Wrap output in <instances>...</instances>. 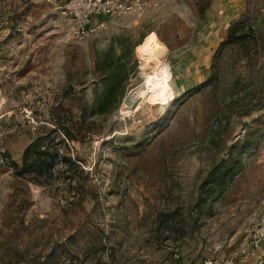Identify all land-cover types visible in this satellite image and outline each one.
I'll list each match as a JSON object with an SVG mask.
<instances>
[{
  "label": "rangeland",
  "instance_id": "374dc122",
  "mask_svg": "<svg viewBox=\"0 0 264 264\" xmlns=\"http://www.w3.org/2000/svg\"><path fill=\"white\" fill-rule=\"evenodd\" d=\"M68 1L0 0V264H264V0H153L85 39ZM50 134L77 167L15 175Z\"/></svg>",
  "mask_w": 264,
  "mask_h": 264
},
{
  "label": "trees",
  "instance_id": "16d2710c",
  "mask_svg": "<svg viewBox=\"0 0 264 264\" xmlns=\"http://www.w3.org/2000/svg\"><path fill=\"white\" fill-rule=\"evenodd\" d=\"M239 38L244 39L245 36ZM112 92L113 89L106 87V94L102 96V99L98 105L101 114L106 112L107 109H104L103 106L105 102L106 104L111 102L112 99L110 97L112 96ZM56 127L58 131L53 130L51 134H56L60 131L68 141L75 139V136L73 135L74 130L72 127L68 126V124L64 125L57 123ZM51 134L46 137L40 136L33 140V142L23 151L21 164L10 159L9 163L14 170L15 175L19 177H33V179L37 182H40V184L41 182L48 184V182L54 177V172L60 162L65 166V168L69 170H71L73 167H77L75 161H73L71 157L60 155L59 149L48 143V139L51 138ZM228 173V169L226 170L222 166L216 167L209 174L203 188H207L216 184L220 177L221 180H225Z\"/></svg>",
  "mask_w": 264,
  "mask_h": 264
},
{
  "label": "built area",
  "instance_id": "2783aa9c",
  "mask_svg": "<svg viewBox=\"0 0 264 264\" xmlns=\"http://www.w3.org/2000/svg\"><path fill=\"white\" fill-rule=\"evenodd\" d=\"M153 0H69L62 13L70 21L71 34L85 39L104 29L107 19L139 13Z\"/></svg>",
  "mask_w": 264,
  "mask_h": 264
}]
</instances>
